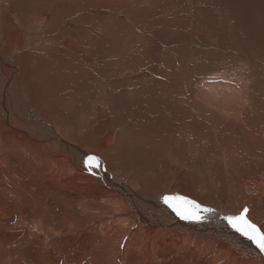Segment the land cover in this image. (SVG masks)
I'll list each match as a JSON object with an SVG mask.
<instances>
[{
  "label": "bare ground",
  "instance_id": "1",
  "mask_svg": "<svg viewBox=\"0 0 264 264\" xmlns=\"http://www.w3.org/2000/svg\"><path fill=\"white\" fill-rule=\"evenodd\" d=\"M241 1L0 0V264H264L225 219L264 230V0Z\"/></svg>",
  "mask_w": 264,
  "mask_h": 264
},
{
  "label": "snow or ice",
  "instance_id": "2",
  "mask_svg": "<svg viewBox=\"0 0 264 264\" xmlns=\"http://www.w3.org/2000/svg\"><path fill=\"white\" fill-rule=\"evenodd\" d=\"M90 161H94L96 166H99V159L90 157ZM92 164L89 163V170L91 171ZM164 202L179 216L185 220H200L201 212H212L211 208L203 207L195 200H190L185 196H169L163 197ZM249 209L244 207L237 215L226 216L225 219L241 235L247 237L252 241L261 252H264V230L256 223L248 218Z\"/></svg>",
  "mask_w": 264,
  "mask_h": 264
},
{
  "label": "rangeland",
  "instance_id": "3",
  "mask_svg": "<svg viewBox=\"0 0 264 264\" xmlns=\"http://www.w3.org/2000/svg\"><path fill=\"white\" fill-rule=\"evenodd\" d=\"M246 1H248V0H242L241 2H240V9H241V11H244V10H246V7H247V2ZM208 2H209V4L210 5H218V6H220L222 9H224V10H228L229 12L233 9V8H231V7H233L235 4H236V0H208ZM259 3H263L262 2V0H259L258 1ZM243 6H246V7H243ZM255 17H257L256 16V14H255ZM257 19H258V21H260V19H261V17H257ZM255 28H257V29H260V27L258 26V25H255ZM260 31V30H259ZM255 35H256V32H255ZM255 247H256V245H255ZM257 248V247H256ZM258 252H260L261 253V251H260V249L258 248Z\"/></svg>",
  "mask_w": 264,
  "mask_h": 264
}]
</instances>
